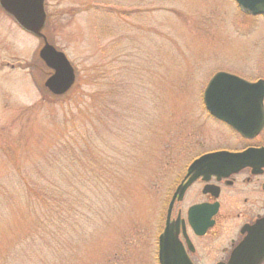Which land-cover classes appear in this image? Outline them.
Segmentation results:
<instances>
[{"label": "rangeland", "instance_id": "obj_1", "mask_svg": "<svg viewBox=\"0 0 264 264\" xmlns=\"http://www.w3.org/2000/svg\"><path fill=\"white\" fill-rule=\"evenodd\" d=\"M73 64L0 7V264H154L160 209L196 156L238 141L205 108L211 77L264 79V17L236 0H46Z\"/></svg>", "mask_w": 264, "mask_h": 264}, {"label": "flooded vegetation", "instance_id": "obj_2", "mask_svg": "<svg viewBox=\"0 0 264 264\" xmlns=\"http://www.w3.org/2000/svg\"><path fill=\"white\" fill-rule=\"evenodd\" d=\"M214 119L236 136L239 146L200 154L179 174L160 209L154 264H264V124L244 136ZM248 149L255 150L253 155L232 167L218 162L190 172L203 155Z\"/></svg>", "mask_w": 264, "mask_h": 264}, {"label": "water", "instance_id": "obj_3", "mask_svg": "<svg viewBox=\"0 0 264 264\" xmlns=\"http://www.w3.org/2000/svg\"><path fill=\"white\" fill-rule=\"evenodd\" d=\"M45 2L46 0H0V6L24 31L44 40L39 57L53 71L45 81V86L53 95L62 96L75 85L77 75L67 55L51 44L44 34L47 23ZM236 2L246 13L264 15V0ZM263 100V79L250 82L227 72L216 73L203 94L207 111L244 136L259 132L264 124ZM254 152V149H248L243 153L227 151L209 153L194 161L190 172L205 171L210 164L216 165L218 162L224 163V167H232L251 157Z\"/></svg>", "mask_w": 264, "mask_h": 264}]
</instances>
